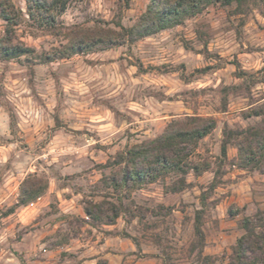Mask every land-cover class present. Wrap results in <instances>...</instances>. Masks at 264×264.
Listing matches in <instances>:
<instances>
[{
  "label": "clouds",
  "instance_id": "1",
  "mask_svg": "<svg viewBox=\"0 0 264 264\" xmlns=\"http://www.w3.org/2000/svg\"><path fill=\"white\" fill-rule=\"evenodd\" d=\"M0 264H264V0H0Z\"/></svg>",
  "mask_w": 264,
  "mask_h": 264
}]
</instances>
